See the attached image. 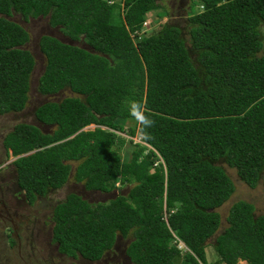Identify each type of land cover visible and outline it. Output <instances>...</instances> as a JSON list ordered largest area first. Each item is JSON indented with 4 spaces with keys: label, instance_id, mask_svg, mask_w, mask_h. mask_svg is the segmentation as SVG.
<instances>
[{
    "label": "trees",
    "instance_id": "16d2710c",
    "mask_svg": "<svg viewBox=\"0 0 264 264\" xmlns=\"http://www.w3.org/2000/svg\"><path fill=\"white\" fill-rule=\"evenodd\" d=\"M189 1L185 40L168 23L141 35L144 15L162 0H0V116L24 109L34 66L13 16L46 18L68 42L81 43L39 37L45 64L37 93L67 89L77 97L35 108L50 132L18 123L2 139L6 157H17L11 165L26 204L62 188L70 162L85 191L128 187L105 203L68 193L52 208L50 240L66 258L96 262L129 235L131 264H173L180 256L182 264H264V215L243 201L231 205L210 246L215 260L204 255L219 227L214 210L233 192L215 162L247 188H264V0H195L199 12ZM129 100L144 102L155 121L152 139L129 115ZM126 121L136 128L125 130ZM115 132L138 136L139 144L120 156Z\"/></svg>",
    "mask_w": 264,
    "mask_h": 264
},
{
    "label": "rangeland",
    "instance_id": "374dc122",
    "mask_svg": "<svg viewBox=\"0 0 264 264\" xmlns=\"http://www.w3.org/2000/svg\"><path fill=\"white\" fill-rule=\"evenodd\" d=\"M193 1V10L199 12V3L197 4L195 3V0ZM115 2L120 3L121 0H115ZM188 4L189 0L186 1L185 5L188 6ZM161 5V9L149 11L144 15L141 35H152L159 31L164 23H168L171 26L178 27L180 29L182 38L188 40L187 28L189 27V23L187 22V13L184 12L186 6L183 7L184 10H178V0H162ZM164 12H166L167 14H165ZM11 20L19 24L26 31L28 35V42L24 46V48L33 57L34 66L29 76L27 101L24 109L19 113H10L0 116V176H2V178H5L7 175L9 178L10 186H12V180H14V176H12L9 172L11 168L8 167V170L5 165L7 164L12 167V158L8 157L9 159L7 160L11 161L9 163L7 162V160H5L6 155L2 148L3 137L9 131H11L13 126L18 123L36 126L40 128V130L44 133L50 132L52 130L51 127L42 126L35 120L33 115L35 108L45 102H59L65 97H77L71 94L67 89L60 91L55 96H41L37 93V80L41 75L45 64V59L43 55L40 54L37 46L39 37L47 35L56 38L61 42L78 46L81 45V43L68 42V40L60 34L58 29L50 28L47 25L46 18L29 19L27 22H23L18 16H13ZM261 41L262 48L260 50V53H264V29L261 31ZM187 44L188 43L186 41V47H188ZM190 58L194 63L193 55H191ZM122 126L125 130H127L129 126L136 128V124L133 121H126ZM93 129L94 126L89 125L83 130L87 131ZM124 133L125 132H115L118 139L117 143H122V145L120 146L118 144L115 146V149L120 156H122L124 152L128 153L130 150H132L135 144H139L138 136L130 138ZM129 141H131L132 143L128 144ZM69 164L71 166V169L69 172L67 183L57 191H52L43 197L36 198L35 202L32 205L28 206L25 201L23 204L22 194L20 195V197H22L21 199H16L14 196L13 198H11V196H8V200L4 198L6 202H14L16 204L15 206L17 208H20L18 211L23 215L22 217L26 218L28 221H31L32 224L27 225V227L23 229V233L21 234V258L17 257L16 246L11 247V245L16 244V242L14 244L12 243L13 232L11 233L9 231H6V236L9 235L10 237H8V239L3 242L0 240V245L1 247H3V244H6V247L10 245V248L8 251H6L4 247L3 249H1L0 264H131L124 254L125 247L130 240L129 235L124 239L116 238L115 244L112 247L111 251L104 254L102 258L96 262H86L79 259L72 260L70 258H65L64 256L57 254L56 245L50 241L49 229L51 227V210L55 205L61 203L68 193L77 195L87 203H105L108 200L112 199L116 194H124L128 190L127 186H122L119 184V182H116L112 184V187H114V189L107 193L85 191L82 187V184H77L72 180L73 170L77 163L70 162ZM215 165L219 166L224 171L225 175L229 178L233 185V192L227 199V201H225L220 207L214 210L219 216V227L216 233L208 240H206L204 244V255L206 262H213L215 260V256L210 246H212L215 236L219 235L226 227L225 219L228 210L233 203L237 201L246 202L252 205L254 216L264 215V188L260 184H258L254 189H249L238 179L233 169L227 167L224 163L221 162H215ZM30 231L31 236L28 234V232ZM27 240L29 242V245L27 243ZM174 240V245L180 251V253L187 252L182 243L180 244L178 240ZM182 262L183 257L180 256L174 259L173 264H182ZM237 264H246V262L238 261Z\"/></svg>",
    "mask_w": 264,
    "mask_h": 264
},
{
    "label": "flooded vegetation",
    "instance_id": "af4514ba",
    "mask_svg": "<svg viewBox=\"0 0 264 264\" xmlns=\"http://www.w3.org/2000/svg\"><path fill=\"white\" fill-rule=\"evenodd\" d=\"M186 1L187 0H178V6L177 9L178 10H184L183 7H185L186 5ZM187 8V12L189 11V5L186 6ZM186 8H185V13H186ZM5 167H9V165H5ZM6 178H8V176L6 175ZM2 176H0V183H3L2 180ZM13 186V187H12ZM12 186H10L9 184V180L7 181V185L6 184H0V240L6 241L8 239V237H10L9 235L6 236V231L9 232H13V239H12V243L14 244L16 242L15 245H11L12 246H16L17 251L21 252V247H22V236L21 234L23 233V229H25L27 227V225L32 224L31 221H28L26 218L22 217L23 215L18 211L20 208H17L14 202L9 203L4 200V198L7 199L8 196H11V198H13V196L16 199H21L22 197H20L21 193L18 189H16L14 186H16V183L13 181L12 182ZM17 187V186H16ZM23 195V194H22ZM24 198H23V204H24ZM26 202V201H25ZM11 204V205H10ZM27 221V222H26ZM10 222H16L14 224L15 229L11 228L10 226ZM32 227V225H31ZM5 231V232H4ZM50 231V229H49ZM28 234L31 236V231L28 232ZM51 241V240H50ZM27 243L29 245V242L27 240ZM6 245V244H4ZM10 245L7 246L5 249L9 250ZM1 249H3V247H1L0 245V251ZM17 254L18 258H21L20 254ZM57 252V251H56ZM59 254V253H57ZM61 255V254H59ZM66 258V257H65Z\"/></svg>",
    "mask_w": 264,
    "mask_h": 264
},
{
    "label": "clouds",
    "instance_id": "9594fccd",
    "mask_svg": "<svg viewBox=\"0 0 264 264\" xmlns=\"http://www.w3.org/2000/svg\"><path fill=\"white\" fill-rule=\"evenodd\" d=\"M189 4H190V1H189ZM128 112H129V115L132 116L136 120V122L139 124L140 132L142 134V137L145 139V141L152 139L151 134L147 130L154 126L155 121L151 118L150 114L147 113L144 102L138 101V100H129L128 101ZM138 142H139V139H138ZM8 157L9 156L5 157V160L9 159ZM7 162L9 163L8 160Z\"/></svg>",
    "mask_w": 264,
    "mask_h": 264
},
{
    "label": "crops",
    "instance_id": "0c3cea01",
    "mask_svg": "<svg viewBox=\"0 0 264 264\" xmlns=\"http://www.w3.org/2000/svg\"><path fill=\"white\" fill-rule=\"evenodd\" d=\"M10 157V156H9ZM11 158V157H10ZM15 158H12V160L11 161H13ZM11 161H9V162H11ZM9 168H11L10 170H9ZM9 168H8V170H9V172H10V174L12 175V176H14V168H13V166L11 167V166H9ZM3 180V183H0V184H6L7 185V181L9 180V179H7L6 177L5 178H3L2 179ZM6 181V182H5ZM15 182V179L14 180H12V182ZM16 189H17V187L16 186H14ZM21 194H23V192H20ZM29 219V218H28ZM16 222H10V226H11V228H13V229H15V226H14V224H15ZM4 248H6V245H2ZM6 251H8V249H6ZM18 252V251H17ZM18 254H20V252H18ZM21 254H22V252H21Z\"/></svg>",
    "mask_w": 264,
    "mask_h": 264
}]
</instances>
